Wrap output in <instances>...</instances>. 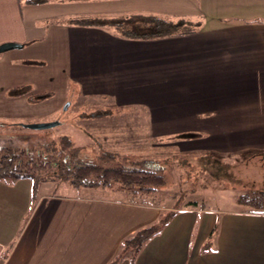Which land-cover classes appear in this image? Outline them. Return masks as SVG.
<instances>
[{
    "label": "crops",
    "instance_id": "crops-1",
    "mask_svg": "<svg viewBox=\"0 0 264 264\" xmlns=\"http://www.w3.org/2000/svg\"><path fill=\"white\" fill-rule=\"evenodd\" d=\"M150 15L196 27L131 38L103 24ZM50 22L59 26L42 29ZM50 37L65 40L71 52L74 98L81 90L99 108L142 107L123 113L129 121L147 120L153 104L175 107L160 120L224 122L208 130L224 143L209 140V147L243 153L230 168L247 169L254 177L244 188L264 192V0H0V44L33 49L38 44L25 47L29 41ZM147 89H164L165 98L149 101ZM64 183L45 181L33 192L28 178L0 180L2 264H129L126 255L118 260L124 240L153 224L162 209L100 187H77L85 192L73 194ZM133 264H264V211L180 208Z\"/></svg>",
    "mask_w": 264,
    "mask_h": 264
},
{
    "label": "rangeland",
    "instance_id": "rangeland-1",
    "mask_svg": "<svg viewBox=\"0 0 264 264\" xmlns=\"http://www.w3.org/2000/svg\"><path fill=\"white\" fill-rule=\"evenodd\" d=\"M144 17L132 19L129 24L120 20L122 25L117 24L118 20H112L111 26L120 31L125 27L147 31ZM58 24L43 23L42 29H55ZM195 27L188 23L177 29L183 31ZM30 43L38 45L33 49L14 48L0 53V154L4 153L5 147L27 148L59 160L78 150L80 157L104 167L148 161L149 169L165 179L156 195L149 196L154 202L147 204L160 207L161 212L183 208L191 201L214 209L248 210L240 205L238 198L248 192L244 188L245 182L254 176L245 173L247 169L243 167L231 169L229 166L241 164L243 153L223 154L212 151L208 144L209 140L215 145L224 143V138L215 136L213 140L208 133L211 129H222L224 122L160 120L162 111L173 112L175 110L171 108L175 107L171 105L164 110L165 107L153 104H147V120L129 121V116L123 113L138 112L137 108L142 107L111 103L103 106L106 108L103 110L95 101L88 102L91 96L81 94V90L74 98L78 84L70 79L73 59L65 40L50 37L46 42L29 41L25 47L29 48ZM167 91L172 98L177 95V90ZM164 95V89H147L149 101L155 98L161 101ZM149 111L154 114L153 120H149ZM113 112H117L121 120H115L111 116ZM56 122L48 128L30 127ZM43 182L38 183V189ZM70 185L67 183L66 187ZM71 186L73 194L85 192L84 188ZM48 188L52 187L48 185ZM51 190L61 193L64 188ZM108 190L112 197L129 198L128 194ZM125 255L130 257L131 252H123Z\"/></svg>",
    "mask_w": 264,
    "mask_h": 264
},
{
    "label": "trees",
    "instance_id": "trees-1",
    "mask_svg": "<svg viewBox=\"0 0 264 264\" xmlns=\"http://www.w3.org/2000/svg\"><path fill=\"white\" fill-rule=\"evenodd\" d=\"M141 19V16L121 17L117 24L122 25L120 20L129 24L132 19ZM143 19V18H142ZM147 31L121 30L124 36L131 38L159 37L181 33L177 27L185 25L184 21L174 23L159 16H146ZM100 21V19H97ZM113 24V21L103 24ZM111 24V25H112ZM185 32L182 31V33ZM0 154V180L17 181L22 178L31 179L33 192H36L38 183L47 180L66 182L75 187H100L122 192L128 200L138 204H152L156 192L165 184L164 177L155 170L149 169L150 162L119 164L104 167L92 162L90 159L80 157L78 150L75 154L66 155L62 159H55L50 155H44L36 149L5 147ZM34 196V195H33ZM127 198V197H126ZM158 202V201H156ZM238 202L255 212L264 211V192L258 190L248 191L239 196ZM155 204V203H154ZM159 205L158 203H156ZM185 207H201L206 209L204 203L201 206L196 201H191ZM177 210L161 212L158 219L151 225L137 230L123 242L122 252H131L129 264H133L136 255L146 242L159 234L170 220L177 214ZM118 261H115L116 264Z\"/></svg>",
    "mask_w": 264,
    "mask_h": 264
},
{
    "label": "water",
    "instance_id": "water-1",
    "mask_svg": "<svg viewBox=\"0 0 264 264\" xmlns=\"http://www.w3.org/2000/svg\"><path fill=\"white\" fill-rule=\"evenodd\" d=\"M22 44L16 43V42H5L0 44V53L7 51V50H11L14 48H21ZM56 123H40V124H33L30 127L32 128H48L51 126L56 125Z\"/></svg>",
    "mask_w": 264,
    "mask_h": 264
},
{
    "label": "built area",
    "instance_id": "built-area-1",
    "mask_svg": "<svg viewBox=\"0 0 264 264\" xmlns=\"http://www.w3.org/2000/svg\"><path fill=\"white\" fill-rule=\"evenodd\" d=\"M6 259V256L4 255V247L0 245V264H2Z\"/></svg>",
    "mask_w": 264,
    "mask_h": 264
}]
</instances>
